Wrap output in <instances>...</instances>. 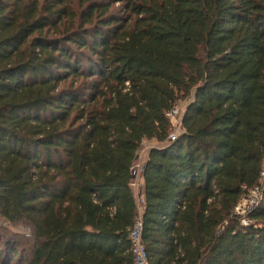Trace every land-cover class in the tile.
Segmentation results:
<instances>
[{"label":"trees","instance_id":"obj_1","mask_svg":"<svg viewBox=\"0 0 264 264\" xmlns=\"http://www.w3.org/2000/svg\"><path fill=\"white\" fill-rule=\"evenodd\" d=\"M74 1L0 0V264H133L146 142L148 263L264 264V0Z\"/></svg>","mask_w":264,"mask_h":264},{"label":"rangeland","instance_id":"obj_2","mask_svg":"<svg viewBox=\"0 0 264 264\" xmlns=\"http://www.w3.org/2000/svg\"><path fill=\"white\" fill-rule=\"evenodd\" d=\"M92 1H99V0H92ZM74 3L77 4V2H75V1H74ZM120 6L121 5L116 4L114 6V8L117 9ZM184 106H185L184 103H180L178 105L179 110L182 111L184 109ZM171 125H173L175 130H177L178 129V125H179V120L178 119L177 120L173 119L172 122H171ZM153 146H155V144L153 142H146L141 147V149H140V151L138 153V158H137L136 164H135L137 175L140 174V172H141V170L143 168V165L145 164L144 158L147 156V152ZM263 168H264V163H263ZM259 201H260L259 195H257V193H254V192L251 191L249 194H247V196L242 197L241 200L239 201V204L237 206L238 214H240L241 217H244V213L247 212V211L249 212L252 209H254L257 206V202L259 203ZM247 209H250V210H247ZM241 211H244V213L242 214ZM234 212H235L234 214L237 215L236 214V209H235ZM242 222H247V220L243 218ZM3 228L6 229V230L8 229V232H10V233L12 232L14 234L23 235V236H25V238H27L29 233H30L29 229L24 227V226L11 227L8 224L0 221V229H1L0 233H2Z\"/></svg>","mask_w":264,"mask_h":264},{"label":"built area","instance_id":"obj_3","mask_svg":"<svg viewBox=\"0 0 264 264\" xmlns=\"http://www.w3.org/2000/svg\"><path fill=\"white\" fill-rule=\"evenodd\" d=\"M180 112L181 111L179 110V108H174V110H172L168 114L170 121L172 122L173 119L177 120ZM173 139H175L174 135L171 136V140H173ZM132 174L134 177H136V175H137L136 167H135V170L132 172ZM263 176L264 175L262 174V177ZM134 185H135V183L133 184V186ZM252 192L257 193V195H259V193H260L259 189H254ZM136 202H137V206H138L139 216H137L135 218V220L133 222V226L129 231L130 253L132 255L133 264H149L148 263V257H147L146 252H145V247H144L142 240H141V230H142L141 215H142V211H143V199L139 193H136ZM257 204H258V202H257ZM235 209H236V214L238 216H240V214H238V212H237L238 211L237 207ZM254 209H252V210H254ZM247 210H250V209H247ZM251 211H249V212L247 211V212L250 213ZM247 212L244 213V211H241L242 214L244 213V216L248 214ZM242 224L246 225L247 222H242Z\"/></svg>","mask_w":264,"mask_h":264},{"label":"crops","instance_id":"obj_4","mask_svg":"<svg viewBox=\"0 0 264 264\" xmlns=\"http://www.w3.org/2000/svg\"><path fill=\"white\" fill-rule=\"evenodd\" d=\"M154 143V142H153ZM155 144V143H154ZM150 150V149H149ZM148 155V152H147ZM147 156L144 158V162L146 161ZM140 175V176H139ZM135 185L133 186V189L136 193H139L140 188L142 186V176L141 172L140 174L136 175L135 180H134Z\"/></svg>","mask_w":264,"mask_h":264}]
</instances>
